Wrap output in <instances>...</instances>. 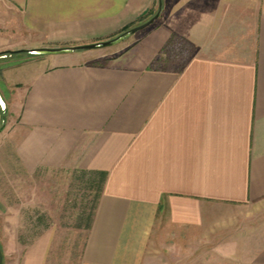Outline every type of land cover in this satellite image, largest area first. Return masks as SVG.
<instances>
[{"label": "crops", "instance_id": "obj_1", "mask_svg": "<svg viewBox=\"0 0 264 264\" xmlns=\"http://www.w3.org/2000/svg\"><path fill=\"white\" fill-rule=\"evenodd\" d=\"M158 8L0 0V54L110 40ZM96 51L0 57V184L107 173L78 264H264V0H161L135 45Z\"/></svg>", "mask_w": 264, "mask_h": 264}, {"label": "rangeland", "instance_id": "obj_2", "mask_svg": "<svg viewBox=\"0 0 264 264\" xmlns=\"http://www.w3.org/2000/svg\"><path fill=\"white\" fill-rule=\"evenodd\" d=\"M156 13L157 10L148 19L127 29L130 30L145 23ZM145 30L125 37L111 47L99 49L93 53L95 55L93 59L101 63L108 62V59L127 47L135 45ZM122 33L124 32L116 34L113 38ZM187 52L188 50L183 49L181 54L175 57V63L171 67H181L188 57ZM6 118L0 112V125L6 122ZM96 182L98 178L87 171L54 170L38 174L35 196L31 194L33 191L28 190L33 188V181L32 184H29L27 180L16 183L13 181V176H10L5 185L0 184V193L7 197V203L12 204L2 208L0 214L2 264H17L21 248L28 246L45 231H50L52 234V244L45 264H78L96 202ZM24 194L26 200L21 198Z\"/></svg>", "mask_w": 264, "mask_h": 264}, {"label": "water", "instance_id": "obj_3", "mask_svg": "<svg viewBox=\"0 0 264 264\" xmlns=\"http://www.w3.org/2000/svg\"><path fill=\"white\" fill-rule=\"evenodd\" d=\"M160 14H161V0H159L158 11L152 18H150L148 21H146L145 23L139 26H136L134 28H131L130 30H127L126 32L118 35L117 37L113 39L101 41L97 43H92V44L80 45V46L59 47V48H35V49H30V50H21L17 52H24V55H29V56H41V55H60V54H68L74 51H92V50L108 48V47H111L119 43L125 37H129L132 34H135L141 30L146 29L159 18ZM17 52H8V53H17ZM4 56H7V55H4ZM0 108H1V112L5 113L6 103L4 102L1 94H0ZM0 264H2L1 254H0Z\"/></svg>", "mask_w": 264, "mask_h": 264}, {"label": "trees", "instance_id": "obj_4", "mask_svg": "<svg viewBox=\"0 0 264 264\" xmlns=\"http://www.w3.org/2000/svg\"><path fill=\"white\" fill-rule=\"evenodd\" d=\"M128 29L124 30L123 32H126ZM4 55H24V52H17V53H3V54H0V57L1 56H4ZM89 174L91 175H94L98 178V182L97 183V197H96V202H95V206H94V209H93V213H94V210L96 209V205H97V202L99 200V197H100V194H101V191H102V187L104 185V182L106 180V177H107V173L106 172H102V171H95V172H89ZM93 216V214H92ZM92 219V217H91ZM90 225H91V220H90V224L88 226V229L90 228Z\"/></svg>", "mask_w": 264, "mask_h": 264}, {"label": "built area", "instance_id": "obj_5", "mask_svg": "<svg viewBox=\"0 0 264 264\" xmlns=\"http://www.w3.org/2000/svg\"><path fill=\"white\" fill-rule=\"evenodd\" d=\"M0 112H1V108H0Z\"/></svg>", "mask_w": 264, "mask_h": 264}]
</instances>
